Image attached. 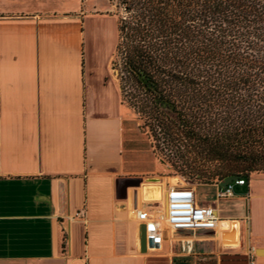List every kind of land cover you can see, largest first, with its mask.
Segmentation results:
<instances>
[{"label":"crops","instance_id":"1","mask_svg":"<svg viewBox=\"0 0 264 264\" xmlns=\"http://www.w3.org/2000/svg\"><path fill=\"white\" fill-rule=\"evenodd\" d=\"M117 44L104 0H0V264H264V175L231 202L195 188L217 231L169 227V192L186 186L122 104Z\"/></svg>","mask_w":264,"mask_h":264},{"label":"trees","instance_id":"2","mask_svg":"<svg viewBox=\"0 0 264 264\" xmlns=\"http://www.w3.org/2000/svg\"><path fill=\"white\" fill-rule=\"evenodd\" d=\"M115 1L113 70L156 158L204 186L264 175V0Z\"/></svg>","mask_w":264,"mask_h":264},{"label":"built area","instance_id":"3","mask_svg":"<svg viewBox=\"0 0 264 264\" xmlns=\"http://www.w3.org/2000/svg\"><path fill=\"white\" fill-rule=\"evenodd\" d=\"M247 185L245 179L239 178L226 187L222 183L217 184V200H230L237 197V189ZM169 212L166 220L174 232L199 234L202 232L217 231L225 221L211 206L197 204L195 187H178L170 190L168 198ZM148 213L140 212L139 219L147 220ZM149 239L154 248L160 246L162 237L160 226L150 223L147 226Z\"/></svg>","mask_w":264,"mask_h":264},{"label":"rangeland","instance_id":"4","mask_svg":"<svg viewBox=\"0 0 264 264\" xmlns=\"http://www.w3.org/2000/svg\"><path fill=\"white\" fill-rule=\"evenodd\" d=\"M107 4V6H109L110 9H112L114 12L117 11V7H116V1L115 0H104ZM113 67V66H112ZM114 71V70H113ZM115 73V71H114ZM116 75V73H115ZM117 76V75H116ZM131 117L132 118H136V115L133 113V111H131ZM137 122L140 123L138 121V119L136 118ZM158 160V163L161 165V167L163 168V174L166 177H171L173 179V181L175 182V185L177 186H188V187H199L198 188V196H199V200L201 202H211L212 199H214L216 197L217 194V189L214 186H204L201 185L197 180L195 179H190V178H184L182 176H178L174 174V171L171 168V164L174 165H180L182 163H184L183 158L179 157V156H175L174 153L171 154V152L168 151H164L162 154H160ZM263 178L262 175H255L253 176L254 180ZM232 199H230L231 202ZM228 201V200H226ZM230 202H225V204H222V211L223 213H225L226 215H229L233 212L234 207ZM199 205V204H198Z\"/></svg>","mask_w":264,"mask_h":264},{"label":"water","instance_id":"5","mask_svg":"<svg viewBox=\"0 0 264 264\" xmlns=\"http://www.w3.org/2000/svg\"><path fill=\"white\" fill-rule=\"evenodd\" d=\"M238 179H239L238 177H229L222 183V186L226 187L227 184L232 183L233 181H236ZM257 255H260V256L264 255V252L262 250H260V251L257 252Z\"/></svg>","mask_w":264,"mask_h":264},{"label":"bare ground","instance_id":"6","mask_svg":"<svg viewBox=\"0 0 264 264\" xmlns=\"http://www.w3.org/2000/svg\"><path fill=\"white\" fill-rule=\"evenodd\" d=\"M169 210H170V209H169V207H168V212H169Z\"/></svg>","mask_w":264,"mask_h":264}]
</instances>
